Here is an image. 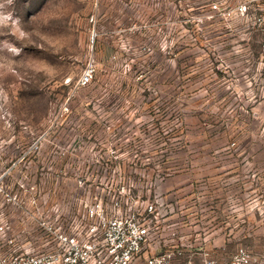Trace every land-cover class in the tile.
Instances as JSON below:
<instances>
[{
	"label": "rangeland",
	"instance_id": "1",
	"mask_svg": "<svg viewBox=\"0 0 264 264\" xmlns=\"http://www.w3.org/2000/svg\"><path fill=\"white\" fill-rule=\"evenodd\" d=\"M256 9L0 0V263L52 252V230L79 223L92 200L125 211L155 198L167 205V248L264 259Z\"/></svg>",
	"mask_w": 264,
	"mask_h": 264
},
{
	"label": "built area",
	"instance_id": "2",
	"mask_svg": "<svg viewBox=\"0 0 264 264\" xmlns=\"http://www.w3.org/2000/svg\"><path fill=\"white\" fill-rule=\"evenodd\" d=\"M252 1L257 21L264 26V0ZM94 71L93 64L87 65L78 85H89ZM52 231V252L10 258L0 264H264V259L258 260L244 248H238L224 263L202 249L167 248V205L158 198L125 211L118 202L105 206L102 199H95L84 204L79 223Z\"/></svg>",
	"mask_w": 264,
	"mask_h": 264
}]
</instances>
